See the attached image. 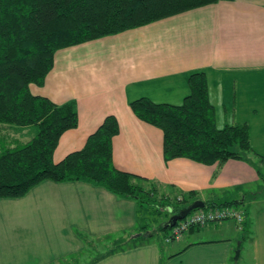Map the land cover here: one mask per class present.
I'll list each match as a JSON object with an SVG mask.
<instances>
[{"label":"crops","instance_id":"0c3cea01","mask_svg":"<svg viewBox=\"0 0 264 264\" xmlns=\"http://www.w3.org/2000/svg\"><path fill=\"white\" fill-rule=\"evenodd\" d=\"M199 70L217 127L225 111L222 126L247 122L252 144L253 126L254 133L264 132V0H218L58 49L43 84L30 85L33 94L57 104L76 102L78 124L59 137L54 162L81 149L113 115L117 169L150 179L162 193L195 191L201 200L228 201L244 214L240 226L224 220L188 230L166 251L155 240L128 242L92 264H264V187L255 168L235 159L165 162L162 131L129 106L139 97L180 104L189 74ZM28 128L18 129L23 141ZM137 210L135 200L101 186L44 180L22 197L0 198V264H68L88 238L117 240L137 231Z\"/></svg>","mask_w":264,"mask_h":264},{"label":"trees","instance_id":"16d2710c","mask_svg":"<svg viewBox=\"0 0 264 264\" xmlns=\"http://www.w3.org/2000/svg\"><path fill=\"white\" fill-rule=\"evenodd\" d=\"M217 1L0 0V198L22 197L40 182L51 180L101 186L119 197L135 200L138 214L154 207L171 216L200 199L195 191L159 193L150 179L117 169L112 160V138L118 134L119 125L113 115L104 118L81 149L54 162L59 137L78 124L76 102L57 104L33 94L29 87L43 84L58 49ZM187 86L188 93L180 104L158 103L148 97L129 102L138 119L162 131L164 161L184 157L206 165H222L229 159L242 160L264 179L258 165H264V157L252 151L248 123L217 127L203 70L190 73ZM26 127L34 128L35 134L23 141L17 137L18 129ZM203 201L206 208L232 206L228 201ZM138 219L137 231L121 236L122 242L117 241L103 255L122 250L128 242L155 240L157 230L172 228L166 220L148 232L139 215ZM195 228L198 226L188 230ZM169 234L164 236L165 241ZM93 240L88 238L86 244Z\"/></svg>","mask_w":264,"mask_h":264},{"label":"rangeland","instance_id":"374dc122","mask_svg":"<svg viewBox=\"0 0 264 264\" xmlns=\"http://www.w3.org/2000/svg\"><path fill=\"white\" fill-rule=\"evenodd\" d=\"M220 113H222L223 115ZM217 114H218V109H217ZM222 116H226L225 118H227L229 114H227V112L225 111L219 112V114L217 115V124L219 128H221V126L223 125V120L225 119V118L222 119ZM260 128H264V126ZM258 130L259 128L257 129V132L254 133V126H253V136H252L251 148L253 146L255 151L253 150V148H252V151L264 157V132L258 133L259 132ZM34 134H35L34 128L30 127L27 129V131L23 135H20V136H24V139L28 140ZM250 141H251V138H250ZM258 165L260 167V172L264 177V165L260 163ZM261 184L264 187V179L261 180ZM162 192L163 191L159 189V193H162ZM171 202L173 203L174 200H171ZM173 204H176V203H173ZM138 215L139 217L142 218L141 223L145 225V228L149 230L148 232L156 230V227L161 222L168 220V218L170 217L168 213L158 212L156 211L154 207H150V208L147 207V209H145L144 211L143 210L140 211ZM169 232L170 230L169 231L157 230V232L153 235V237L155 238V241L158 242L159 245L161 246L162 251H166V249L173 243V240L171 242H166L164 240V236ZM115 237L116 236L106 237V238H101V239L92 238L94 240L92 242H89L88 245L85 242L86 247L82 251H80L78 254H76L70 260V263L68 264H92L94 260L101 257L104 253H106L108 249L114 248L115 247L114 245L118 244L117 241H121L122 239V237L120 236L119 239L115 240L114 239Z\"/></svg>","mask_w":264,"mask_h":264},{"label":"built area","instance_id":"2783aa9c","mask_svg":"<svg viewBox=\"0 0 264 264\" xmlns=\"http://www.w3.org/2000/svg\"><path fill=\"white\" fill-rule=\"evenodd\" d=\"M223 220H233L237 225L244 221V214L241 210L230 205H223L214 208H197L188 213L183 219L178 220L172 227L166 241L177 240L190 227L203 226L207 223H215Z\"/></svg>","mask_w":264,"mask_h":264},{"label":"water","instance_id":"95a60500","mask_svg":"<svg viewBox=\"0 0 264 264\" xmlns=\"http://www.w3.org/2000/svg\"><path fill=\"white\" fill-rule=\"evenodd\" d=\"M205 206V202L201 199H196L194 200L192 203H190L188 206L182 208L179 210L178 213H174L172 214L168 220H167V226H174L175 223L178 220L183 219L188 213H190L192 210L196 209V208H203Z\"/></svg>","mask_w":264,"mask_h":264},{"label":"clouds","instance_id":"9594fccd","mask_svg":"<svg viewBox=\"0 0 264 264\" xmlns=\"http://www.w3.org/2000/svg\"><path fill=\"white\" fill-rule=\"evenodd\" d=\"M231 206V205H230ZM197 209V208H196ZM195 210V209H194ZM193 211V210H192Z\"/></svg>","mask_w":264,"mask_h":264}]
</instances>
